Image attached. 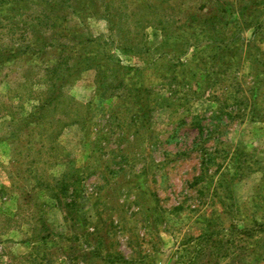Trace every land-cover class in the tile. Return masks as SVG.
Wrapping results in <instances>:
<instances>
[{"label": "rangeland", "instance_id": "1", "mask_svg": "<svg viewBox=\"0 0 264 264\" xmlns=\"http://www.w3.org/2000/svg\"><path fill=\"white\" fill-rule=\"evenodd\" d=\"M0 264H264V0H0Z\"/></svg>", "mask_w": 264, "mask_h": 264}, {"label": "trees", "instance_id": "2", "mask_svg": "<svg viewBox=\"0 0 264 264\" xmlns=\"http://www.w3.org/2000/svg\"><path fill=\"white\" fill-rule=\"evenodd\" d=\"M253 223L256 225V222H255V221H254ZM261 225H262V224H259V226H261Z\"/></svg>", "mask_w": 264, "mask_h": 264}]
</instances>
